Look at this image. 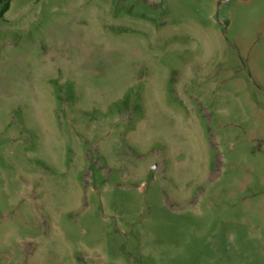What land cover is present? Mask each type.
Here are the masks:
<instances>
[{
  "label": "rangeland",
  "instance_id": "374dc122",
  "mask_svg": "<svg viewBox=\"0 0 264 264\" xmlns=\"http://www.w3.org/2000/svg\"><path fill=\"white\" fill-rule=\"evenodd\" d=\"M0 2V264H264V0Z\"/></svg>",
  "mask_w": 264,
  "mask_h": 264
},
{
  "label": "trees",
  "instance_id": "16d2710c",
  "mask_svg": "<svg viewBox=\"0 0 264 264\" xmlns=\"http://www.w3.org/2000/svg\"><path fill=\"white\" fill-rule=\"evenodd\" d=\"M10 1L11 0H0V2L2 3V10H1V13H5L9 7H10Z\"/></svg>",
  "mask_w": 264,
  "mask_h": 264
}]
</instances>
